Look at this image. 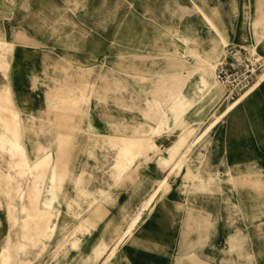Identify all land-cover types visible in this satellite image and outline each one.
Returning a JSON list of instances; mask_svg holds the SVG:
<instances>
[{
	"label": "rangeland",
	"instance_id": "1",
	"mask_svg": "<svg viewBox=\"0 0 264 264\" xmlns=\"http://www.w3.org/2000/svg\"><path fill=\"white\" fill-rule=\"evenodd\" d=\"M140 3L150 9H139ZM0 6V38L13 45L7 74L0 72V103L9 99L6 118L16 116L20 124L7 130L0 123V250L7 247L13 263L100 264L92 259L95 242L110 247L159 188L106 264H191L189 255L204 264H264V78L228 112V104L248 89L230 98L215 79L233 49H250L259 60L253 84L264 74V39L257 41L253 25L264 0H0ZM192 20L190 39L214 26L224 28L228 39L213 70L219 99L199 100L190 84L195 75L186 84L184 93L194 100L183 117L191 131L187 143L217 120L170 176V165L159 160L167 157L179 128L169 122L159 138L147 133L157 148L135 159L114 183V169L128 157L117 138L131 136L139 124L155 126L174 93V76L187 75L175 68L173 45ZM191 63L187 57L186 67ZM20 148L28 162L19 161ZM42 155L48 165L61 157L59 168L67 162V175L50 237L40 236L31 246L30 235H42L45 227L42 220L24 222L23 208H38L28 207L30 215L45 208L50 169L33 181L29 166ZM233 233L244 237L230 244ZM73 240L77 250L69 248Z\"/></svg>",
	"mask_w": 264,
	"mask_h": 264
},
{
	"label": "bare ground",
	"instance_id": "2",
	"mask_svg": "<svg viewBox=\"0 0 264 264\" xmlns=\"http://www.w3.org/2000/svg\"><path fill=\"white\" fill-rule=\"evenodd\" d=\"M92 5H94V4H92ZM138 7H139V9H142L143 11L150 9L144 3H140ZM0 8H2V7L0 6ZM195 24H196V21L192 20L191 22L183 25L184 29H183V31H181L183 36L182 37L177 36V38L180 39V41L175 42L173 45L175 68L179 67L181 69H183V68L186 69L187 75L185 76V79L181 78L184 76H181V77L179 75L174 76V80L172 82V86L174 88V90H173L174 93L168 99L166 109L161 113L160 117L156 120L155 126L149 125V127L146 126L147 128H144L142 124H141V126L139 124L138 125L139 127H135L132 131H130L131 136H125V137H120V138L118 137L117 138L119 140V143L124 147V149L128 153V157H127V161L123 165L114 169L115 174H117V176L114 180V183H116V181H118L127 172V170L130 168L132 162L135 159L140 158V157H144L146 159V157H147L146 154L150 151H154L157 148V145L153 139H151L150 137H145V135L147 133L150 132V134H153L155 137L159 138V136H161V130L163 131L164 128H167V129L170 128L171 124H169V122H172L174 128H179V132H178V135L176 136L175 140L166 148L167 157L159 160V164L161 166H164V167L166 166L165 168H167V165H170V168H169L168 173H167L168 176H170L175 168L181 167V165L185 162L187 155L191 151V147L193 145L197 144L203 138L204 133L207 132L215 124L217 118L215 120H213L211 123H209L202 132H200L196 136H194L190 143L189 142L187 143V139H188L189 135L191 134V131L189 129H185V126L183 125L184 124L183 117H184L185 113L187 112V110L192 106L194 100L192 98L188 97L187 95H185L184 90H185L186 84H187V82H189L190 78L195 75L196 76L195 81H192L190 83L191 87L193 89V94L198 96L199 100L202 99L203 101L205 100L206 102L219 99V97L221 95V89L218 86V84L216 83V81L214 80L213 70L215 69V67L217 66V63L220 60V57L222 55V47L226 44V41L228 39V36H227L226 32L224 31V28H217L214 26V27H210L211 29H208L204 34L197 35L198 37L196 39L192 40L190 38L192 37L191 35L196 31ZM253 25L255 27V34L258 37L257 41H261V39H264V9L257 8L255 10V15L253 18ZM228 31H229L228 33H230V36L234 35L235 26H233L232 28L228 27ZM262 49L264 50V46H262ZM12 52H13L12 42L4 41L3 39L0 38V72L4 76L7 74V68L9 66L8 60H9V57H11ZM187 57H190L192 60L190 68H189V65H188V67H186V65L184 64ZM263 78H264V74L259 76L257 79V82L255 84H253L246 92H244L242 95H240V97L234 99V101H232L228 104V107L225 109L226 110L225 112H228L229 110H231L235 105H237L241 100H243L251 91H253L255 89V87L259 86V84H260L261 80H263ZM71 88L72 87H70V89ZM4 99H5L4 101L9 102L8 98H4ZM5 103H3V104L0 103V123H2L3 126L7 130H12V127L14 129L15 126H17L15 129H17L18 126L20 125V124L18 125V123H17L18 121L16 122V120H15V119H17V117L11 116L12 113H10V111H9V113L11 114L10 116L12 118L13 117H15V118H13V121H10L9 119L6 118V115L8 116V113L5 114L4 111L8 110V108H6L8 106H6L7 103L6 104ZM74 104H71V106H73ZM1 112L3 113V115L5 114V117H3V115H1L2 114ZM12 118H11V120H12ZM217 136H218V134H217ZM115 137H117V136H115ZM221 139H222V137H221ZM17 145H18V143H17ZM110 145H111V142H110ZM113 145H115V144L113 143ZM16 148H19V147H16ZM21 150L22 149L20 148V150H18L20 152H18V153H22L23 150L22 151ZM66 154H67V156H69V153H66ZM22 156H23V153L21 155V158L20 159L18 158L19 161L20 160H22V161L26 160V159L23 160ZM50 156H51V154H50ZM19 157H20V154H19ZM65 158H67V157H65ZM47 160L48 159H46V156L42 155V157L37 158L34 162H32L29 165L31 170H32L31 180H33V179L36 180V178H38V177L40 178V175H43L42 171L45 170L47 167H49V169H50V171L48 173V177H47V184L44 187V194H45L44 205H45V208L43 210H40V209L36 210V211L34 210L35 213L33 211V213H34L33 215H30L28 212L30 210L34 209L35 207L31 208L30 206H32V205H30V206H28L29 208L28 207L23 208V211L25 213V215L23 216L24 222L28 223V221H30V218L32 221L37 220L39 222L40 220H42V226L45 227L44 231H42V235L36 231L30 235L29 244L31 246L34 245L35 241H37L38 239L41 238L40 236H42V240H45V239L50 237L49 233L50 232L52 233V231L55 227L54 222H50V221L52 219L54 220L56 218L55 213L57 212V209L54 206V203L57 200V197H58L57 193L60 190L61 184L63 183V181L65 180V177L67 175V173H66L67 169L64 168V164L66 166L67 162L66 163L64 162L63 166L61 164V167L59 168V165L61 163V157H58L56 162L52 163L51 165H48V163H50L51 161H47ZM66 161H68V158ZM25 162H28V161H25ZM62 162H63V159H62ZM17 163L18 162H16V164ZM25 166L26 165H24V167ZM16 167L19 170H21L23 168V164L19 163V165H17ZM59 169H60V171H59ZM205 171H208V169ZM46 173H47V169H46ZM44 180H45V178H44ZM43 183L44 182H42L41 184L43 185ZM259 184H260V181H258V180L253 181V186H255V188H257V189H258ZM32 186H33V189L31 187L29 193L32 196H34V190H36L35 188L37 187L36 182L33 183ZM42 189L40 191H42ZM158 189L159 188H157V189L154 188L152 190V192L144 199V201L141 202L140 207L130 217V219L126 223L125 228L119 233L117 239L115 240V242L110 247H108V245L102 240L95 242V244L91 248V251L93 254V257H92L93 261L100 259L101 260L100 264H106V262L114 255L117 248L124 242V240L128 236H130L133 229L137 226V224L139 223V221L142 218L143 212L153 202V199L155 198V195H156ZM40 191H38V193L36 191V193L39 194V193H41ZM98 192L102 193L103 191L99 190ZM37 194H35V195H37ZM105 195H106V193H105ZM37 196L35 198H37ZM29 197H31V196H29ZM31 199H32V197H31ZM32 201L33 200H31V202ZM35 201L36 200H34L33 202H35ZM31 202H29V203H31ZM35 206H37V205H35ZM27 208L28 209L31 208V209L28 211ZM35 209H38V208L36 207ZM12 210H13V207H12ZM10 212H11V210H10ZM243 237H244V235L241 233H233V234L229 235L227 242H229L230 244H234V243L240 242L243 239ZM69 248L73 249V250L78 249V245H77L75 240H73L71 242ZM21 249L22 250H17V252L21 253L24 249V246ZM103 254H104V256H102ZM77 255H78V253H77ZM189 257L188 258H189L191 264H204L199 259H197V257H195V255H189ZM13 260H14V257L12 256V254L10 253V251L7 247H5L4 249L2 248L0 250V264H20L21 260L15 261L14 263H13ZM76 262H77V259H76Z\"/></svg>",
	"mask_w": 264,
	"mask_h": 264
},
{
	"label": "built area",
	"instance_id": "3",
	"mask_svg": "<svg viewBox=\"0 0 264 264\" xmlns=\"http://www.w3.org/2000/svg\"><path fill=\"white\" fill-rule=\"evenodd\" d=\"M252 50H230L215 72L216 81L226 90L227 96H235L249 89L260 66Z\"/></svg>",
	"mask_w": 264,
	"mask_h": 264
},
{
	"label": "crops",
	"instance_id": "4",
	"mask_svg": "<svg viewBox=\"0 0 264 264\" xmlns=\"http://www.w3.org/2000/svg\"><path fill=\"white\" fill-rule=\"evenodd\" d=\"M22 96H23V93H22ZM24 97V96H23ZM26 99H28V98H26ZM24 107H25V105H24ZM23 109V108H22ZM23 110H27V113H26V115H28V113L30 114V109L29 108H27V107H25V109H23ZM19 116H21V114H19ZM20 132H21V129L19 130ZM25 131V130H24ZM28 138V137H27ZM25 144H26V147L28 148V146H29V148H30V139L28 140V142H25ZM27 144H28V146H27ZM45 199V198H44ZM42 202H44V200H42Z\"/></svg>",
	"mask_w": 264,
	"mask_h": 264
}]
</instances>
